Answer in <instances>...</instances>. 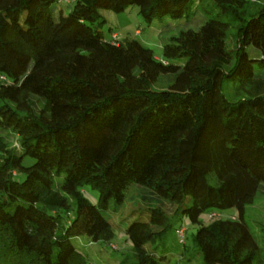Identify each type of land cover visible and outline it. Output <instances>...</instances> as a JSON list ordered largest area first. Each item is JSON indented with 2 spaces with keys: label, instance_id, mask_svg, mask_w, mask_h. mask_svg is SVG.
<instances>
[{
  "label": "trees",
  "instance_id": "16d2710c",
  "mask_svg": "<svg viewBox=\"0 0 264 264\" xmlns=\"http://www.w3.org/2000/svg\"><path fill=\"white\" fill-rule=\"evenodd\" d=\"M210 1L218 16L167 37L158 60L136 39L105 36L98 8L135 5L149 22L180 17L194 0H75L66 15L55 0H0V264H89L71 238L109 241L101 209L120 203L130 183L192 223L234 209L196 228L200 264H264L245 222L264 183V3ZM234 22L230 54L224 37ZM163 74L171 82L153 89ZM226 81L236 83L230 96ZM240 90L251 95L233 98ZM83 183L98 190L96 205L82 198ZM68 198L75 216L66 220ZM167 220L154 207L127 224L134 264H163L145 245Z\"/></svg>",
  "mask_w": 264,
  "mask_h": 264
},
{
  "label": "rangeland",
  "instance_id": "374dc122",
  "mask_svg": "<svg viewBox=\"0 0 264 264\" xmlns=\"http://www.w3.org/2000/svg\"><path fill=\"white\" fill-rule=\"evenodd\" d=\"M254 2L252 8L263 4L264 0H251ZM54 8H61L63 15H66L69 6L63 3H53ZM99 18L94 21L102 33L107 36L114 33L117 40L121 42L136 39L146 47L150 48L153 56L161 60V44L171 35H176L185 29L196 30L204 20L210 17H217V9L210 0H194L193 7L182 16L173 18L168 15L156 16L146 22L138 12L135 5H126L122 10L115 12L107 8H98ZM99 19H103L101 23ZM238 23H231L225 31V47L232 54L237 45L236 26ZM245 51L249 58H258L260 53L257 48L247 44ZM234 60L232 57L231 61ZM182 58L174 59L173 62L180 64ZM255 72L258 71L254 65ZM264 72V69H259ZM172 80V75H159L151 84L153 89L164 88ZM236 83L226 81L222 86L226 96L232 95ZM249 96L248 91L240 90L232 97ZM39 106L37 105V109ZM5 141L10 146L18 148V139L9 133L3 132ZM31 159L24 157L23 163L28 164ZM22 177V176H21ZM59 181V179H56ZM82 198L96 205L99 201V192L89 183H83L80 187ZM69 208L66 220L75 216V205L68 198ZM159 208L167 217L168 226L164 233L154 238L151 243L145 245L146 249H152L155 256L164 255L161 258L163 264H200L202 256L195 246L193 235L200 224H206L214 218H231L234 214L233 208H228L220 213L202 212L197 222L192 223L185 215L176 212L177 205L156 195L149 188L130 183L123 190V198L120 203L109 199L107 206L101 209L102 215L108 220L112 228V238L109 241H91L86 235L80 234L71 238L73 246L84 254L89 264H134L131 243L127 239L125 228L129 222L136 218L148 220L149 209ZM245 222L248 230L264 256V183H261L252 205L246 207ZM166 224V220L159 224L150 225L153 231H160ZM183 228V242H179L176 228ZM153 237V236H152Z\"/></svg>",
  "mask_w": 264,
  "mask_h": 264
},
{
  "label": "built area",
  "instance_id": "2783aa9c",
  "mask_svg": "<svg viewBox=\"0 0 264 264\" xmlns=\"http://www.w3.org/2000/svg\"><path fill=\"white\" fill-rule=\"evenodd\" d=\"M57 3H63L67 6L73 4L75 2V0H55ZM0 78H2V76H0ZM175 234L179 240V242H183V228L179 227L177 229H175Z\"/></svg>",
  "mask_w": 264,
  "mask_h": 264
},
{
  "label": "crops",
  "instance_id": "0c3cea01",
  "mask_svg": "<svg viewBox=\"0 0 264 264\" xmlns=\"http://www.w3.org/2000/svg\"><path fill=\"white\" fill-rule=\"evenodd\" d=\"M112 35H114V33L113 32H110L109 36L111 37Z\"/></svg>",
  "mask_w": 264,
  "mask_h": 264
}]
</instances>
